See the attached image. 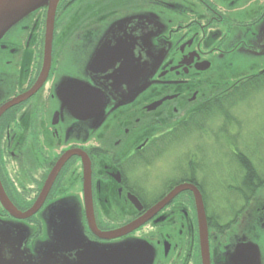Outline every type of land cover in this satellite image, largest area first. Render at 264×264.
Listing matches in <instances>:
<instances>
[{
  "label": "flooded vegetation",
  "instance_id": "af4514ba",
  "mask_svg": "<svg viewBox=\"0 0 264 264\" xmlns=\"http://www.w3.org/2000/svg\"><path fill=\"white\" fill-rule=\"evenodd\" d=\"M45 19L0 39V196L35 209L0 201V264H237L248 243L264 264V189L242 198L237 160L260 151L229 116L264 83V0H61L38 85Z\"/></svg>",
  "mask_w": 264,
  "mask_h": 264
},
{
  "label": "water",
  "instance_id": "95a60500",
  "mask_svg": "<svg viewBox=\"0 0 264 264\" xmlns=\"http://www.w3.org/2000/svg\"><path fill=\"white\" fill-rule=\"evenodd\" d=\"M61 0H0V39L19 21L23 20L25 17L31 13L39 10L40 8L46 9V19H45V44H44V63L42 67L41 75L37 81L38 85L42 83L49 71L50 64V54H51V41L53 35L54 18L57 6ZM264 29V28H263ZM37 85V86H38ZM33 93V92H32ZM64 159L59 162H63ZM52 178H50L47 184L51 183ZM190 189L194 192L196 196V204L198 207V218L200 224V236L203 245H207L206 237V222L203 210V204L200 199L198 191L189 185H184L178 188V191ZM1 193V192H0ZM2 195V194H1ZM1 203L7 207L13 217L18 219H27L35 213V209L23 214H17L16 210L12 207L7 198L2 195L0 196ZM124 233L126 231H123ZM123 232H118L115 234L116 237L122 235ZM114 236V238H115ZM113 238V237H112ZM126 252L120 249H112L110 251H105L103 253L96 252V250H90L85 252L82 258L87 262V264H122V260L125 259ZM233 259H237L239 263L237 264H260L259 252L255 245L250 243L246 245L236 246L233 255Z\"/></svg>",
  "mask_w": 264,
  "mask_h": 264
},
{
  "label": "rangeland",
  "instance_id": "374dc122",
  "mask_svg": "<svg viewBox=\"0 0 264 264\" xmlns=\"http://www.w3.org/2000/svg\"><path fill=\"white\" fill-rule=\"evenodd\" d=\"M229 111V116L235 120V122L231 123L230 128L236 131L245 130L247 135L252 134L250 136V141L255 146L258 144L260 154L264 156V88L259 89L258 92L253 91L249 98L246 100L244 99L240 103H232ZM240 122L242 124L244 123L243 127H240ZM211 124L212 129H218L217 120L213 121ZM242 134L246 138V135L244 133ZM193 140L194 137H191L185 144L189 145ZM218 146L219 145L216 143L215 147L217 148ZM254 161L258 170L262 171L261 174H264V162L259 163L257 160ZM233 184L234 182L232 185ZM227 187L228 184L216 185L217 193L224 194ZM262 189H264V186ZM262 195L264 201V190H262Z\"/></svg>",
  "mask_w": 264,
  "mask_h": 264
},
{
  "label": "trees",
  "instance_id": "16d2710c",
  "mask_svg": "<svg viewBox=\"0 0 264 264\" xmlns=\"http://www.w3.org/2000/svg\"><path fill=\"white\" fill-rule=\"evenodd\" d=\"M264 88V83H255L244 90L240 98L247 99L250 97L253 91L258 92L259 89ZM245 155V156H244ZM240 155L238 162L245 171L244 181L241 185V193H243V199H248L252 194L261 189L264 186V174L260 176V170L255 163L256 153ZM254 157V159H253ZM259 163L264 162V156L258 154Z\"/></svg>",
  "mask_w": 264,
  "mask_h": 264
}]
</instances>
